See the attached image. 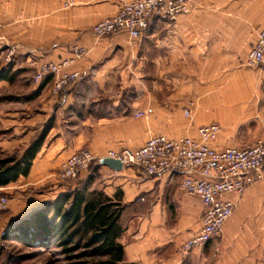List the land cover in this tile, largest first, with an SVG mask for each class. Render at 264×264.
I'll return each mask as SVG.
<instances>
[{
  "label": "crops",
  "instance_id": "0c3cea01",
  "mask_svg": "<svg viewBox=\"0 0 264 264\" xmlns=\"http://www.w3.org/2000/svg\"><path fill=\"white\" fill-rule=\"evenodd\" d=\"M62 1L0 0L6 36L0 42V69L14 71L12 80L0 78V88L8 93L0 97V157L14 149L21 153L47 126L28 172L0 185L11 190L10 215L27 216L37 208L45 196L34 188L43 182L51 196L86 185L119 197L124 228L118 239L126 264H264V165L262 178L241 193L222 194L233 208L219 234L179 254L180 242L199 228L200 198L179 189L178 172L146 174L133 164L116 169L97 160L109 147L135 148L159 132L194 134L197 126L215 121L204 106L183 119L180 107L187 96L176 95L174 77L197 76L202 104H216L224 96L232 104L246 103L245 110L233 112L245 121L238 123V133L218 139L220 126L212 144L261 139L264 66L250 68L243 61L264 29V0H186L184 12L174 18L150 16L136 37L122 30L98 36L90 29L114 13L119 0H73L66 7ZM6 42L14 45L10 56ZM75 42L86 48L68 66L79 70L76 79L52 92V75L32 78L33 61L68 56ZM215 74H225L223 92ZM136 110L141 113L135 115ZM51 117L56 123L42 124ZM83 143L96 155L95 171L58 178L59 163Z\"/></svg>",
  "mask_w": 264,
  "mask_h": 264
},
{
  "label": "built area",
  "instance_id": "2783aa9c",
  "mask_svg": "<svg viewBox=\"0 0 264 264\" xmlns=\"http://www.w3.org/2000/svg\"><path fill=\"white\" fill-rule=\"evenodd\" d=\"M62 6H70L73 0H63ZM186 0H119L117 9L110 15L94 21L90 29L94 34L103 36L126 31L131 37L140 36L148 26V18L155 13L169 19L184 12ZM0 22V42L6 36ZM255 41L244 56L243 65L250 68L264 66V29H259ZM7 54L15 50L14 45L6 42ZM70 54L58 60L37 61L32 78L43 80L52 75L51 91L57 92L61 86L76 79L79 70L69 69L77 57L84 54L86 48L75 42L70 44ZM189 113L188 108L183 109ZM141 113L136 110L135 115ZM219 124L215 121L202 123L195 128L194 134L167 136L164 133L149 135L135 148L109 147L97 157L111 156L122 164H133L146 174H157L168 170L178 172V187L185 193H193L200 198V224L192 236L177 246L179 254H185L192 246L202 245L211 237L219 234L221 223L232 212L233 202L222 197L223 193H241L249 185L263 176L264 136L244 145L215 146ZM96 159L87 144H80L59 163L57 177L65 180L75 178L87 169ZM8 196L0 193V209L5 207Z\"/></svg>",
  "mask_w": 264,
  "mask_h": 264
},
{
  "label": "trees",
  "instance_id": "16d2710c",
  "mask_svg": "<svg viewBox=\"0 0 264 264\" xmlns=\"http://www.w3.org/2000/svg\"><path fill=\"white\" fill-rule=\"evenodd\" d=\"M8 69H0V78L12 80L14 71ZM46 130L47 126L36 131L21 153L14 149L0 157V185L28 172ZM122 209L119 197L81 185L44 200L16 225L21 239L26 235L47 238L71 258V264H126L125 250L118 239L124 228Z\"/></svg>",
  "mask_w": 264,
  "mask_h": 264
},
{
  "label": "rangeland",
  "instance_id": "374dc122",
  "mask_svg": "<svg viewBox=\"0 0 264 264\" xmlns=\"http://www.w3.org/2000/svg\"><path fill=\"white\" fill-rule=\"evenodd\" d=\"M224 75L225 74L213 75L218 81L220 86L218 90L220 92H223L224 88L222 87L224 86V81H227L226 78L221 79ZM207 76L211 77V75H205V77ZM196 77L197 76L174 77L173 82L176 88V95L187 96V98H184L183 101L181 100L183 105L180 107V111L183 119H187L195 107L199 108V106H204L202 108L206 111L208 110L216 123L219 124V127L221 126L220 131L222 133H220V135L217 137L218 139L221 138V136L232 137L235 133H238V123H245V121L236 119V114L233 112L238 111V109L245 110L246 103L239 105L232 104L229 102L230 99H226L224 96L225 98L222 97V99H219L216 104H202L203 99L201 98L200 100L198 96L200 91L197 90L198 82ZM5 89L6 87L4 86L3 88H0L1 97L8 94L4 91ZM163 89H167L165 84L163 85ZM201 92L205 91L201 90ZM208 94H211V91H209ZM165 95L166 93L163 94V96ZM187 108L189 113L185 115L183 109ZM46 121L56 123L55 117L44 119L42 124H45ZM85 170L88 172L95 171L94 161L91 163V166ZM46 184L47 183L43 182L40 185H36V188H34L35 190L38 189V192H42L41 196H45L40 200V203H42L44 200L54 197L51 196L52 192L49 193V189L46 188ZM43 189L47 192H45ZM0 193L6 194L8 198L11 197V190L9 188L0 189ZM40 203L38 205H40ZM27 216H12L10 215V212L7 210L6 206L0 209V264H71V258H67L64 253L59 251V246L55 245L54 242H49L47 238H41L40 236L37 237L33 235H26L23 239L20 238V233L16 224L22 220V218Z\"/></svg>",
  "mask_w": 264,
  "mask_h": 264
},
{
  "label": "water",
  "instance_id": "95a60500",
  "mask_svg": "<svg viewBox=\"0 0 264 264\" xmlns=\"http://www.w3.org/2000/svg\"><path fill=\"white\" fill-rule=\"evenodd\" d=\"M100 160L103 164L110 165L116 169H120L123 166V164L118 159L113 158L111 156H103Z\"/></svg>",
  "mask_w": 264,
  "mask_h": 264
}]
</instances>
